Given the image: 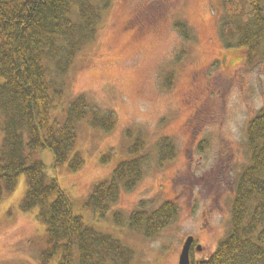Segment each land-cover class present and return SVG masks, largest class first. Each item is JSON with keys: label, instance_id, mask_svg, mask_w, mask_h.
<instances>
[{"label": "rangeland", "instance_id": "obj_1", "mask_svg": "<svg viewBox=\"0 0 264 264\" xmlns=\"http://www.w3.org/2000/svg\"><path fill=\"white\" fill-rule=\"evenodd\" d=\"M221 12V0H112L96 41L69 70L66 95L51 115L64 121L67 98L86 94L92 105L114 113V127H93L88 118L77 124L76 149L84 163L76 171L68 163L54 168L49 149L34 152L58 178L75 213L134 249L133 264H179L189 235L202 245L192 252L198 263L230 230L236 179L250 160L247 124L264 106V58L249 64L245 50L224 46ZM177 20L188 24L192 40L184 39ZM138 134L147 155L143 177L133 189H122L102 215L85 200L95 183L132 157L127 146ZM163 136L176 152L160 163L157 143ZM2 140L0 130V147ZM26 186L21 174L0 202V264H43L46 225L38 208H21ZM165 200L177 203L178 214L155 236L131 228L126 218L114 221L113 211L127 217L141 201L152 209Z\"/></svg>", "mask_w": 264, "mask_h": 264}, {"label": "trees", "instance_id": "obj_2", "mask_svg": "<svg viewBox=\"0 0 264 264\" xmlns=\"http://www.w3.org/2000/svg\"><path fill=\"white\" fill-rule=\"evenodd\" d=\"M111 4L112 0H0V202L25 174L21 208H38L37 217L46 225L43 264L55 257L57 264H133L135 259L131 246L75 213L58 178L34 156L38 149H49L54 168L68 163L76 171L84 163L76 149L77 124L88 118L93 127L106 131L114 127V113L92 105L86 94L67 98L64 121L51 115L66 95L69 70L79 53L96 41ZM221 5L224 46L245 50L249 64L263 59L264 0H221ZM175 26L186 41L193 39L184 20ZM172 78L169 71L170 85ZM157 146L160 163L175 156L169 136L161 137ZM247 147L250 160L236 179L230 230L214 252L196 264H264V106L247 124ZM127 149L132 157L121 160L109 178L95 183L85 200L102 215L122 189H133L143 177L147 155L142 154L145 142L140 134L133 136ZM146 202L127 217L113 211L114 221L119 224L126 218L131 228L152 237L177 217L173 200L152 209Z\"/></svg>", "mask_w": 264, "mask_h": 264}, {"label": "water", "instance_id": "obj_3", "mask_svg": "<svg viewBox=\"0 0 264 264\" xmlns=\"http://www.w3.org/2000/svg\"><path fill=\"white\" fill-rule=\"evenodd\" d=\"M194 237L193 235H189L182 247V251L180 254L179 264H190V247L193 243ZM197 249H202V245L198 244Z\"/></svg>", "mask_w": 264, "mask_h": 264}, {"label": "flooded vegetation", "instance_id": "obj_4", "mask_svg": "<svg viewBox=\"0 0 264 264\" xmlns=\"http://www.w3.org/2000/svg\"><path fill=\"white\" fill-rule=\"evenodd\" d=\"M197 243H195V240H193V243L191 244V247H190V264H196V261L192 259V252L195 251V249H197Z\"/></svg>", "mask_w": 264, "mask_h": 264}]
</instances>
